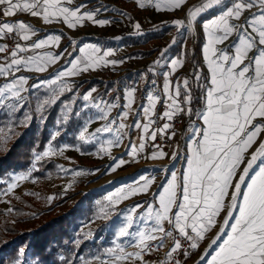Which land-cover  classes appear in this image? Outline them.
<instances>
[{"label":"snow or ice","instance_id":"snow-or-ice-1","mask_svg":"<svg viewBox=\"0 0 264 264\" xmlns=\"http://www.w3.org/2000/svg\"><path fill=\"white\" fill-rule=\"evenodd\" d=\"M72 3L73 0H0V14L4 17L17 13L30 14L40 17L44 23L59 22L62 18L70 29L83 25L85 21L102 27L115 23L114 20L96 18L104 5L82 11L87 7L86 2L75 7L67 6ZM136 3L140 8L150 5L156 11L171 12L180 10L186 0H136ZM214 8L220 10L207 20L200 19ZM253 8L257 11L244 15ZM120 15L125 14L121 12ZM197 24L202 26L201 31L206 37L202 45V57L208 74L202 75L197 69L191 80L185 77L182 82L178 80L173 83L170 77L184 61L182 56L168 58L167 53L177 43H183L187 33H194ZM168 26L166 22L163 24L164 28ZM171 26L176 27L177 35L159 50L160 57L146 70L147 73H155V66L161 65L162 60L163 66L170 69L162 74V92L166 97L164 111L158 116V119L166 121L162 127L152 128L156 122L152 116L160 97L149 89L147 104L140 106V112H133L137 89L126 85L123 105L105 102L102 106L100 102H93L101 120L108 121L109 113L114 108L124 109L115 119L97 128L94 133H89L87 125L92 118H88L79 131L82 144H91L94 140L99 144L98 155H109L110 149L119 145L122 136L127 134L125 128L134 127L142 131L138 142H130L126 146L125 155L130 160L113 157L110 170L115 172L143 154L148 140L155 142L158 134L169 139L175 136L171 122L179 114L189 117V142L185 154L181 156L179 151H175L171 157L173 161L182 160V168L169 170L170 178L157 185L158 190L153 193L154 202L148 204L146 214L137 216V209L142 208V204L126 209H119V205L133 196L149 193L154 176L141 174L130 184L104 197L100 203L96 219L108 221L116 229L117 239H126L130 246L137 249L134 253L125 252L124 247L116 243L115 247L107 250L108 254L112 257V264L132 256L139 264H147L144 254L158 250L165 246V241H170V249L166 253L170 264H183V260L200 249L208 234L216 228L218 218L225 213L219 232L208 245V248H215L212 252L205 249L199 260L205 264H264V0H201L195 6H189L183 18L174 19ZM133 29L136 36L145 35L139 22H133ZM154 30L160 31L161 27L156 26ZM36 31L23 20L0 21V38L14 34L27 41ZM233 33L236 39L230 45L218 47L228 41ZM115 39L121 40L123 37L117 36ZM60 40L61 35H47L35 41L31 47L33 50L41 49ZM70 44L74 45V42L70 41ZM73 50L78 51L79 55L67 60L65 67L56 71L53 78L32 85L34 89L42 86L50 89L48 98L38 105L42 120L48 108L63 103L60 97L65 92L73 91L64 78L101 66L124 63L123 59H107L113 56L115 50L102 49L96 44H85ZM6 51V45L0 46V53ZM27 51V48L16 44L15 50L11 51L10 63L0 65V76L7 78L22 68L44 72L63 55V52L20 55ZM138 75L141 79L145 76ZM27 82L28 78L21 75L0 86V108L13 111L22 109L26 103L22 93L28 90L25 88ZM151 83L156 85V80ZM193 83L199 88V96L195 94ZM93 92L95 89L89 90L83 95V100L90 101ZM197 101L200 107L196 106ZM64 107L68 108V105ZM130 114L138 117L133 125L124 123ZM74 115L79 116L80 113L75 112ZM32 119V116L26 115L18 123L27 127ZM68 119L65 115L60 123ZM116 121L120 123L115 129L114 139L99 140L102 134H113ZM58 135L59 131L51 135L46 149L36 154L37 161L56 155L58 151L63 153V148L58 149L53 144ZM153 148L155 150L150 152L148 158L155 160L167 157L168 154L159 145L153 144ZM80 150L77 147V151ZM80 174L75 173L77 176ZM26 179L28 175L25 174L15 176L8 185V191L11 192L19 181ZM54 198L48 197L49 200ZM138 220L145 225L149 221L152 223L133 231ZM116 221L120 222L117 224ZM175 254H179L183 260L175 258ZM25 255V248L18 249L8 264H26ZM209 256L210 259L207 258ZM0 264H5L3 257H0ZM35 264H43V261L36 259ZM59 264H68V261L62 260Z\"/></svg>","mask_w":264,"mask_h":264},{"label":"rangeland","instance_id":"rangeland-1","mask_svg":"<svg viewBox=\"0 0 264 264\" xmlns=\"http://www.w3.org/2000/svg\"><path fill=\"white\" fill-rule=\"evenodd\" d=\"M197 1L198 0H187L186 8L192 4H195ZM122 3H124V5L130 4L132 9L133 7L135 9L140 8L137 5L136 0L132 2L131 0H123ZM186 10L187 9H185V11H181V14L176 13L179 15L170 18L171 20L169 23H171L174 19L183 18L186 14ZM140 12L142 17H136L135 14L127 12L128 16L126 17V20L131 24H133V22H139L141 27L143 26V23L147 24V26H151V6L146 5L144 8H140ZM194 28V33H187V45L190 43L193 44L198 40L200 34L199 24L195 25ZM172 34L176 36L177 29H174ZM188 63L189 61L187 60L182 71H176L170 77L172 82H176L178 80L181 81L185 77L189 78L190 80L192 79L195 70L193 65L188 66ZM129 67L131 68L133 66L129 65ZM143 71L136 70L127 72L124 82H120L119 84H132L133 82L130 81H133L132 77H134V74H143L146 72L145 70ZM114 80H117V78ZM116 85L117 84H111L109 89L106 91L104 88H98L96 86L95 92L93 94L94 97L92 98L96 99V97L106 95L109 97L108 100L112 101L113 99L111 96L116 91ZM76 86L73 88L74 96L70 101L65 103V105H68V108L64 107L63 116H69L76 105V112L80 113L78 117L82 119V123L79 128L74 131V133H67L66 139L60 142H53L54 146H56L58 149L63 148L62 154H60L58 151L56 155L42 159L54 160L57 164V172L52 175L46 173V176L35 173V171L38 170V163L42 161H37L35 159L36 153L32 164L27 170L11 172L4 178L0 177V208H3L4 210L12 209V201L18 200V198H20L23 194H26L30 198L36 197L39 201L38 206L36 209L28 211L30 217L24 220L22 223L25 229L28 224H35L37 221L40 222L44 218H53L54 216L65 213L68 210L79 206L80 204L86 206L88 202H90V217L87 219H80L78 223L71 228L73 231V239L75 241H78L80 236H82L83 239L90 240V246H88L82 253L78 255L77 264H112V257L108 254L107 250L109 248L115 247L116 243H120L124 247L125 252L134 253L137 249L133 246H130L128 240L123 238L117 239L115 235L116 229L111 227L108 221L96 219V214L99 210L100 203L104 201V197L114 192L117 188L130 184L141 174L154 176V183L151 186L149 193L133 196L130 199L123 201L119 205V209H126L136 204H142L143 207L137 209V216L146 214L148 204L154 202L153 193L158 190L157 185L162 184L166 178H170L168 175L169 170L180 169L181 164L180 160L173 161L172 158H170L171 162L166 165H161L158 163L150 164L147 162L142 163L143 166L140 172H121L122 170L126 169L127 164L117 169L115 172H112L110 170V166L113 164V157L118 159L126 156V146L131 142L132 138L129 137L127 128H125L124 132L127 134L123 136L124 138L122 137L121 143L119 145H115L110 149L109 155L97 154L99 144L96 143L95 140L91 144H82V142L79 141V131L83 127L85 120L88 118L92 119L88 123L87 127L93 125V115L96 109L92 108L90 105H87V102L83 100V95H85V93L89 90L84 92L82 89H76ZM22 95L26 103L19 111H13L8 108H0V112L7 113L9 118L7 124L2 127L3 136L0 149H5L10 144V140L14 136L15 130L23 126L18 122L23 121L26 115L33 117L34 114H41V112L38 110V105L48 98L50 95V89L49 87L29 89L27 92L22 93ZM13 103H15V101H13ZM118 123L119 122L116 121L115 127H118ZM61 124L62 123L58 121L57 125L51 129L52 135L57 131H59L60 134L62 131ZM107 139H114V137L112 134H102L99 136V140ZM77 147H80L81 150L77 151ZM145 155L146 154L144 152L138 156V159L143 161ZM33 165H35V167H33ZM76 172H80L81 174L77 176L75 175ZM22 174L28 175V179L19 181L18 186L9 192V183L13 182L15 176ZM50 196L55 198L49 200L48 197ZM224 215L225 213H222L221 217L218 218L216 228H214L212 232L208 234L201 246H205V244L208 243L211 238H215L219 232L220 226L222 225ZM119 222L120 221H116L117 224ZM151 223L152 222L149 221L148 225H151ZM148 225H145L143 221L138 220L132 230L135 231L141 227H147ZM210 243L211 241L208 243V245ZM23 248L26 249V264H35V260L33 259L30 250L25 246H23ZM206 248L207 250L210 249L209 252H212L215 246H213V248H208L207 246ZM201 253L202 248L199 250L197 256H195L192 260H187V262L195 264ZM144 255L147 264H154L153 259L147 256V252ZM207 258H210V256ZM204 263V261H198V264ZM5 264H8V261ZM118 264H139V262L135 260L134 256H132L125 261L118 262Z\"/></svg>","mask_w":264,"mask_h":264},{"label":"crops","instance_id":"crops-1","mask_svg":"<svg viewBox=\"0 0 264 264\" xmlns=\"http://www.w3.org/2000/svg\"><path fill=\"white\" fill-rule=\"evenodd\" d=\"M108 1V3H107ZM123 0H73V3L71 5H67L70 7H75L76 5H79L81 3L86 2L87 7L82 9V11H88V10H94L100 5H104V9L100 11L97 19H109L114 20L115 23L107 26H99L94 24L91 21H85L83 25H77L76 28L70 29L67 27V25L63 22L62 18L59 22H51V23H44L40 17H32L30 14H23V13H17L15 16L6 17L3 21L7 22H15L19 20H23L26 23L30 24L34 29H36V33L30 35L29 40L24 41L20 38V41L17 42V44H20L22 47H25L28 49L27 52L22 53L20 55L23 56H29V55H44L46 53H53V54H59L63 52V55L59 57L58 60H56L53 64L47 67V70L44 72H35V71H29L27 69H21L20 71L16 72L14 71L11 73L7 78L0 76V86H2L4 83L10 81L13 77L18 78L19 76L23 75L28 78V82L25 85L26 89H34L32 88V85L37 83L38 81H44L49 80L54 77V73L58 70H61L65 67L66 61L71 59L74 56L79 55L78 51H74L73 48L76 47L77 49L79 47H82L85 44H96L102 47V49L111 48L114 49V54L111 57H108L107 59H115V60H124V63L117 64L115 66L109 64L107 66H101L96 68L95 70H89L88 72H81L80 74L73 76V77H66L64 78L65 82L72 86V88H75V86L79 82H83L86 80H92V79H100L104 82H115L117 84L116 86V93L115 97L112 101H109L106 95H101V97H96V99H93L92 97L94 92L92 93V97L90 98V101L87 102V105H90L92 108L96 109L93 106V102H100L102 103H115L119 105H123L125 101L123 100L124 96V84L120 85L118 82L119 78L123 77L125 78V75L127 72L130 71H136V70H147V68L153 66V62L156 61L160 57V49L167 46L173 37H175L174 34H172L173 30L176 29V27L173 26L170 31L164 33L163 35L156 37V38H149L145 37L146 34H151L152 32H157L154 30L156 26H160L161 30L158 32H162L164 27L163 24L166 22L168 25H171L170 18L176 17L177 15L181 14V11H185L186 3L183 5V7L180 10L175 11H156L154 7L151 6V26H147V24L143 23V26L141 27V31L145 33L144 36H136L134 34L133 24L129 23L126 20L127 12L135 14L136 17H142V14L140 12V8H134L130 6V4L124 5L122 3ZM134 0H131V2ZM201 0H198L195 2V4H192L191 6H195L199 4ZM220 9L214 8L213 10L206 13L204 16H202L201 20H207L214 16ZM257 9L253 8L247 12H245L244 15H250L251 12H256ZM123 12L125 15L121 16L120 13ZM179 13V14H176ZM235 23V21H232ZM199 37L197 42L186 44L187 38L183 41V43H180V51L178 54H172L171 51L167 53L168 58H175V57H181L183 58V65L178 66L176 71H182V69L186 65V61L188 60V66L193 65L192 63V57L196 53V51H199V57L201 59V68L200 72H205V74H208V69L206 67V64L202 57V45L206 42V37L201 31V25L199 24ZM61 35V40L59 42H53L48 45H45L41 49H32V44L37 41L38 39L44 38L47 35ZM123 37L121 40H116L115 37ZM6 37L0 38V46H5ZM236 39V34L233 33L232 37L228 41H225L223 44L218 45L220 48H226L228 45H230L234 40ZM70 41L74 42L73 44H70ZM179 44V43H177ZM176 44V45H177ZM175 45V46H176ZM15 50V47L12 49ZM135 51H152L149 55H142L141 53L134 54ZM186 52V54H184ZM71 53L72 55L69 56L68 54ZM11 61V52L9 55L6 54V52L0 53V65H5L7 63H10ZM133 66V67H129ZM136 65V66H134ZM164 61H161V65H156V71L155 73H143L145 74L144 78L141 79L138 74H134V77H132L133 82L132 84H129L127 86H135L136 92L134 94V103L132 105V111L133 112H140V106L146 105V95L149 89H152L155 94H157L160 97V100L157 102L155 114H153L152 118L154 121H162L163 123L166 122L164 120L158 119V116L162 114L164 109H161L160 106L162 103L166 101V97L164 96L162 92V85L163 80L161 77H163V73L165 71H169V67L163 66ZM194 67V66H193ZM175 71V72H176ZM174 72V73H175ZM173 73V74H174ZM117 80H114L116 79ZM156 80V85H152L151 81ZM183 80V79H182ZM181 80V82H182ZM175 83V82H173ZM119 86V87H118ZM48 87V86H42V88ZM96 86L92 87L91 89H95ZM105 86L98 87V88H104ZM27 90V91H28ZM90 90V89H89ZM25 91V92H27ZM23 92V93H25ZM88 91L85 93L87 94ZM107 94V93H106ZM124 109L118 107L114 108L109 113V120H101L99 119V112L96 109L93 115V121L90 127H88L89 132L94 133L95 130L99 127L104 126L105 124L109 123L112 119H115L117 115L123 111ZM142 116V113H140ZM137 116H134L132 114L129 115V117L124 121L127 125H133L134 121L137 119ZM120 123V121H117ZM142 122H146L142 121ZM118 123V124H119ZM115 124L113 125V134L112 136H115ZM128 135L131 139V143H136L139 140V137L143 135L141 130H138L134 127H127ZM123 137V136H122ZM175 137V144L171 148L161 147L168 155L166 158L161 159H150L148 158L149 153H147L144 156L143 161L138 159L128 163L126 166V169L122 170L121 172H140L142 170V163H158L161 165H166L171 162L170 158L172 156V153L175 151H179L181 156L185 154L186 151V145L188 144L189 140V128L187 127L186 130L182 134H177ZM124 138V137H123ZM48 145V144H47ZM47 147V146H46ZM124 159L130 160L131 158L129 156H123ZM56 159V158H55ZM180 164L182 168L183 161L180 160ZM214 239L211 238L208 243ZM208 243L205 244V246H201L202 253H204L206 247L208 246ZM196 252V256L199 253V250ZM210 250V249H209ZM208 250V251H209ZM200 255V256H201ZM199 256V257H200ZM199 257L197 258L196 262L199 261ZM210 259V258H208ZM195 262V263H196ZM183 264H191L187 261H184ZM194 264V263H193ZM198 264V263H197ZM205 264V263H204Z\"/></svg>","mask_w":264,"mask_h":264},{"label":"trees","instance_id":"trees-1","mask_svg":"<svg viewBox=\"0 0 264 264\" xmlns=\"http://www.w3.org/2000/svg\"><path fill=\"white\" fill-rule=\"evenodd\" d=\"M173 26L169 25L162 32H152L146 34L145 37L156 38L170 31ZM172 54H178L180 51V43L170 49ZM141 53L149 55L152 51H135L134 54ZM194 70H200L201 59L199 51L192 57ZM206 75L205 72H201ZM118 82H124V78H119ZM115 83L104 82L100 79L86 80L79 82L76 89L82 91L91 90L92 87L105 86V91L109 86ZM83 87V88H82ZM195 94L200 95L198 86L193 83ZM75 89V90H76ZM116 90V88H115ZM115 93L111 96L115 97ZM74 96V91L67 92L60 97L63 103H57L44 112V119L40 115H33L30 126H22L15 130L14 136L10 140V144L5 149H0V177L4 178L11 172H19L27 170L32 164L36 153L42 152L50 141L52 135L51 129L62 120L63 109L66 102L70 101ZM196 106L200 107L199 101ZM77 111L76 105L68 116L69 119L61 124L62 131L56 138L55 142L66 139L67 133H74L82 123V119L74 115ZM8 115L0 112V146L2 144V127L8 122ZM66 133V134H65ZM38 170L42 176L55 174L57 172V164L52 159H44L38 163ZM36 197L30 198L23 194L18 200L12 201V209L4 210L0 208V257L5 259V263L14 258L17 250L25 246L30 250L33 259H41L43 264H59L62 260H67L68 264H77V257L88 246L90 240L83 239L80 236L78 241L73 239L72 227L78 223L80 219H87L91 214L90 202L86 206L80 204L65 213L54 216L53 218H44L35 224H28L24 229L23 221L30 217L28 211L34 210L38 206ZM36 254H39L37 256Z\"/></svg>","mask_w":264,"mask_h":264},{"label":"built area","instance_id":"built-area-1","mask_svg":"<svg viewBox=\"0 0 264 264\" xmlns=\"http://www.w3.org/2000/svg\"><path fill=\"white\" fill-rule=\"evenodd\" d=\"M6 17H4L2 14H0V21H3ZM20 41V37L17 35H9L6 37L5 42H6V46H7V51L6 54L9 55L10 52L12 51V49L16 46L17 42ZM163 80V77H161ZM165 105L164 103L161 104L160 108L164 109ZM173 124V128L175 130V136L177 134H182L186 128L188 127L189 124V117L183 113L179 114V116L171 122ZM163 122L157 120L152 128L156 129L159 127H162ZM169 135H171V130L169 132ZM153 144L159 145L160 147H166V148H171L174 146L175 144V137L171 136V138L169 139L167 136L163 135V134H158L157 135V139L155 142L148 140L147 145H146V149H145V154L149 153L153 150H155L153 148ZM170 249V241H165V246L157 249H154L152 252H147V256L149 258H152L154 261V264H170L166 253L169 251ZM196 252L195 251L194 254H192L189 258H187L186 260H183V258L179 255V254H175V258L177 259H182L183 262L187 261V260H192L195 256H196Z\"/></svg>","mask_w":264,"mask_h":264},{"label":"bare ground","instance_id":"bare-ground-1","mask_svg":"<svg viewBox=\"0 0 264 264\" xmlns=\"http://www.w3.org/2000/svg\"><path fill=\"white\" fill-rule=\"evenodd\" d=\"M200 261V260H199ZM198 263V262H197ZM197 263H195V264H197Z\"/></svg>","mask_w":264,"mask_h":264}]
</instances>
